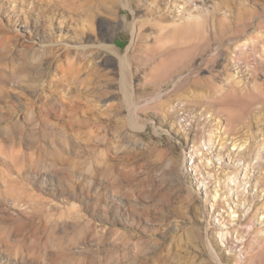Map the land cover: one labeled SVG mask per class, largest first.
I'll return each instance as SVG.
<instances>
[{
    "label": "rangeland",
    "instance_id": "1",
    "mask_svg": "<svg viewBox=\"0 0 264 264\" xmlns=\"http://www.w3.org/2000/svg\"><path fill=\"white\" fill-rule=\"evenodd\" d=\"M0 264H264V0H0Z\"/></svg>",
    "mask_w": 264,
    "mask_h": 264
},
{
    "label": "bare ground",
    "instance_id": "2",
    "mask_svg": "<svg viewBox=\"0 0 264 264\" xmlns=\"http://www.w3.org/2000/svg\"><path fill=\"white\" fill-rule=\"evenodd\" d=\"M184 76H185V75H184ZM182 77H183V76H182ZM181 79H182V78H179L178 81H180ZM176 80H177V79H176ZM175 83H177V82H175ZM178 83H179V82H178Z\"/></svg>",
    "mask_w": 264,
    "mask_h": 264
}]
</instances>
